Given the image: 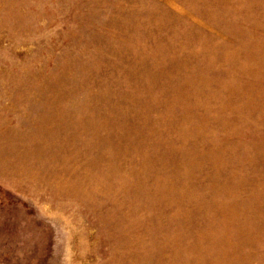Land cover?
I'll return each mask as SVG.
<instances>
[{
  "label": "rangeland",
  "instance_id": "1",
  "mask_svg": "<svg viewBox=\"0 0 264 264\" xmlns=\"http://www.w3.org/2000/svg\"><path fill=\"white\" fill-rule=\"evenodd\" d=\"M0 264H264V0H0Z\"/></svg>",
  "mask_w": 264,
  "mask_h": 264
}]
</instances>
